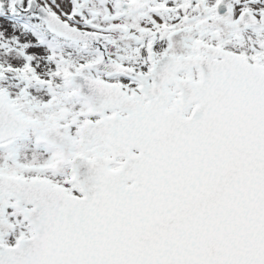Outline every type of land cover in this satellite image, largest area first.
<instances>
[{
  "label": "snow or ice",
  "instance_id": "6c2138e0",
  "mask_svg": "<svg viewBox=\"0 0 264 264\" xmlns=\"http://www.w3.org/2000/svg\"><path fill=\"white\" fill-rule=\"evenodd\" d=\"M0 264H264V0H0Z\"/></svg>",
  "mask_w": 264,
  "mask_h": 264
}]
</instances>
